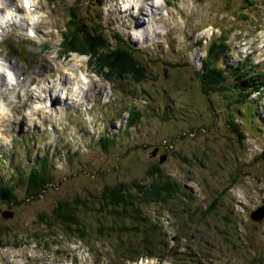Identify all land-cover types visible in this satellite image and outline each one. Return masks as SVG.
I'll list each match as a JSON object with an SVG mask.
<instances>
[{
    "label": "rangeland",
    "instance_id": "374dc122",
    "mask_svg": "<svg viewBox=\"0 0 264 264\" xmlns=\"http://www.w3.org/2000/svg\"><path fill=\"white\" fill-rule=\"evenodd\" d=\"M33 7L40 41L26 36L23 18L0 38V61L12 58L29 79L12 96L0 89V104L11 111L0 112V178H14L17 202L0 199V211L8 205L14 211L12 218L0 214V264H117L100 233L78 238L75 230L46 231L41 223L51 221L58 203L79 198L85 204L75 211L91 226L95 194L119 183L148 184L155 166L186 196L166 209L145 208L163 222L167 256L129 264H180L187 257L200 264H264V220L249 218L264 199V92L239 104L227 90L231 79L214 90L199 82L205 48L221 33L230 52L226 71L249 63L264 71V0H33ZM72 9L90 30L98 24L108 44L117 37L135 50L147 72L142 82L96 73L81 49L60 50ZM50 67L63 82H54ZM131 106L141 118L126 131ZM103 134L114 137L106 148ZM42 160L49 162L45 176L52 185L29 196L18 173ZM87 240L97 246L92 254Z\"/></svg>",
    "mask_w": 264,
    "mask_h": 264
},
{
    "label": "trees",
    "instance_id": "16d2710c",
    "mask_svg": "<svg viewBox=\"0 0 264 264\" xmlns=\"http://www.w3.org/2000/svg\"><path fill=\"white\" fill-rule=\"evenodd\" d=\"M75 1L80 2V0ZM66 28L61 41L63 53L78 52L76 49H81L83 51L81 53L89 56L93 69L109 77L130 78L134 84L142 82L146 77V69L135 56L134 49L120 44L117 37H115L114 44H108L102 36L100 26L92 25V30H90L85 23V17L80 16L77 10L72 9L69 12ZM221 34L217 40L212 39L205 48L206 53L201 61L202 69L200 68L202 73L200 72L199 75L201 87L207 85L212 90L220 89L226 85L228 79H231L233 85L227 90L231 97L236 96L235 102L245 104L250 101L254 93L262 97L264 71L252 69L253 65L250 63L243 67L236 66L230 72L224 68L223 58L230 52L226 44L227 39L225 35L221 38ZM126 112L125 124L127 126L125 128L128 131L136 127L141 118V112L133 106L129 107ZM239 133L243 134L241 131ZM113 140L114 137L107 134H103L99 139L104 148ZM259 156L264 162V145ZM48 164L47 160L37 161L28 172L18 173L20 180L26 181V192L29 196L37 197L52 185L50 178L45 176ZM153 172H156V176L148 184L136 181L132 189H127L123 183H119L112 188H102L98 194H95L94 210L91 214L96 220L92 221L91 226L84 224L79 211H75L80 209L85 202L75 198V200L58 203L52 214H49L51 221L41 223L43 230L65 229L66 232L75 230V236L78 238L100 233L99 235L105 236L104 243L110 249L113 255L111 257H115L117 264H128L140 258H150L155 256V253L166 257L171 246H168L163 222L147 213L145 208L148 206L158 208L161 205L166 209L172 206L171 202L182 200L186 195H181L180 184L165 175L157 166L153 167L149 173ZM13 181L14 178L8 181L0 178V199L3 202L17 204ZM178 206L183 207L184 205ZM213 208L214 202L201 212L204 215ZM192 211L195 210L192 209ZM84 212L90 211L85 210ZM91 243L92 240H87L92 254V249H96L97 246ZM139 249L142 250L139 251ZM177 263L200 264L198 260L191 257L178 260Z\"/></svg>",
    "mask_w": 264,
    "mask_h": 264
},
{
    "label": "bare ground",
    "instance_id": "6f19581e",
    "mask_svg": "<svg viewBox=\"0 0 264 264\" xmlns=\"http://www.w3.org/2000/svg\"><path fill=\"white\" fill-rule=\"evenodd\" d=\"M31 2L33 3V0H31ZM11 3H15V0H0V4H3L5 8L10 7ZM16 11H17L18 15L13 16L11 19H5V20H3V22H0V38L2 39L8 33L9 28L14 26L16 21H21L23 18L24 26H26V31L28 30L27 27L30 25L34 29L36 40L40 41V38L43 34L40 31H38L39 27L36 25V22H35V20L39 17L40 14L34 13L33 11L30 10V8H26L24 6H23V8H17ZM2 15H3V12L0 13V16H2ZM30 15L35 17V19L32 20L31 24H29L27 22L28 16H30ZM135 24H137V23H135ZM12 61H14V60L12 58H9V57H4L2 59V61H0V89L5 90V94H4L5 97L6 96H8V97L12 96L15 93L17 87H21L26 83L28 84V82H29L28 76L24 73L22 66H20L17 62L11 64L10 62H12ZM17 66L19 67V69L16 68ZM34 67H37V64H35ZM52 69H53L54 73L51 75V78L54 80V82L56 84L63 82V77L59 74L58 69L57 68L54 69L53 67H50V69H48V70L52 71ZM32 80H34V79H32ZM6 84H7V86H6ZM38 85L40 87L39 83H38ZM72 85L74 88L80 87L79 83L72 84ZM36 88H37V90L39 89L37 86H36ZM34 90H35V88H34ZM49 100L55 101V94H53L52 96L50 95ZM2 103H3L2 105L0 104V112H1V114H4L7 111V107H6V103H4L3 101H2ZM10 113H11V111L8 108L7 114L9 115ZM9 116H11V114Z\"/></svg>",
    "mask_w": 264,
    "mask_h": 264
},
{
    "label": "water",
    "instance_id": "95a60500",
    "mask_svg": "<svg viewBox=\"0 0 264 264\" xmlns=\"http://www.w3.org/2000/svg\"><path fill=\"white\" fill-rule=\"evenodd\" d=\"M157 149L158 148H154L152 150L151 154L153 156L156 155ZM164 157H165L164 155H162V157L160 156L159 162H162ZM0 214L4 218H12L14 211L12 209L8 208L7 210L0 211ZM249 218H250V220H252L254 222H261L264 220V199L261 201V204L259 206H257L254 210H252V212L249 214Z\"/></svg>",
    "mask_w": 264,
    "mask_h": 264
},
{
    "label": "clouds",
    "instance_id": "9594fccd",
    "mask_svg": "<svg viewBox=\"0 0 264 264\" xmlns=\"http://www.w3.org/2000/svg\"><path fill=\"white\" fill-rule=\"evenodd\" d=\"M24 0H15V3H11L10 7L5 8L3 4H0V9H4L3 15L0 16V22L5 19H11L13 16L18 15L17 8H23Z\"/></svg>",
    "mask_w": 264,
    "mask_h": 264
},
{
    "label": "flooded vegetation",
    "instance_id": "af4514ba",
    "mask_svg": "<svg viewBox=\"0 0 264 264\" xmlns=\"http://www.w3.org/2000/svg\"><path fill=\"white\" fill-rule=\"evenodd\" d=\"M11 205V204H10ZM10 205H8V207L10 208V209H12L13 208V206H10Z\"/></svg>",
    "mask_w": 264,
    "mask_h": 264
}]
</instances>
